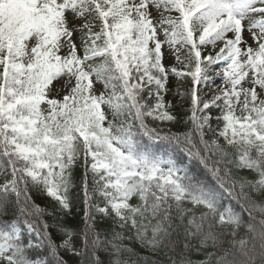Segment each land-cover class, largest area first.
<instances>
[{"label": "snow or ice", "instance_id": "6c2138e0", "mask_svg": "<svg viewBox=\"0 0 264 264\" xmlns=\"http://www.w3.org/2000/svg\"><path fill=\"white\" fill-rule=\"evenodd\" d=\"M170 75L190 78L174 93L190 99L183 133L158 126L180 122ZM77 187L82 227L44 219L33 190L70 216ZM9 209L0 264L146 262L126 240L162 253L155 264H264V0H0V217Z\"/></svg>", "mask_w": 264, "mask_h": 264}, {"label": "trees", "instance_id": "16d2710c", "mask_svg": "<svg viewBox=\"0 0 264 264\" xmlns=\"http://www.w3.org/2000/svg\"><path fill=\"white\" fill-rule=\"evenodd\" d=\"M210 50L211 49L209 48L208 51ZM178 84L182 92L187 91L190 87V78L187 80L178 81V79L175 76L170 75L168 85L171 91L167 95H165V101H171L173 105L172 111L179 117L180 122L176 124L165 122L164 124L158 125L164 131L170 130L173 133H183L185 131H188L190 128V124L185 123V120H187L188 115H190L188 111V109L191 107L190 99L188 97H185V99L181 101L179 97L174 96ZM215 114L216 113L214 112V115ZM109 119H111V114L109 115ZM148 123L151 126H157L150 119ZM144 140L145 143L151 144V142H149L147 138H144ZM166 148H167V144H162L161 142H157L156 145L154 146V150L161 153H164ZM173 155L175 156V158L179 163L187 164L189 167V171L194 176L198 177L201 180H205L208 183H213L211 179V175L205 171V169L197 159L193 158L191 159V161H189L187 155L179 150L174 152ZM82 174H83L82 168L77 167L74 170L73 175L75 177L77 185H79L80 183ZM249 178L254 179L255 177L249 175ZM32 195L35 202L48 211L49 215H46L44 219H46L49 223L53 224L54 226L57 222H60L64 224H70L76 228L82 227L84 204H83V193L80 187L73 189V196L75 202L72 206V211L70 216H64L59 206L55 203V201L47 197L44 193L33 190ZM135 202H136L135 199H133L132 203ZM225 204H227V201H225ZM233 206L236 208L237 211H239V207L236 206L234 202H233ZM61 216H63V219L58 221V218ZM10 219H12V209H9L8 216L0 217V220H10ZM244 219L246 221L249 219L247 213L244 214ZM107 223H110V221L106 222V224ZM21 227L23 228V225H21ZM117 231H119V229H117ZM25 234H26V230H25ZM124 235H132V233L125 230ZM124 242L130 244L131 247L135 249L137 254L146 258V262L141 261V264H155L156 261H162L165 259L162 253H155L149 251L148 249L141 247L140 244L137 243L135 240L132 241L126 240ZM64 255H65V259L69 261V264H72V258L66 253ZM194 258H202V257H194Z\"/></svg>", "mask_w": 264, "mask_h": 264}, {"label": "rangeland", "instance_id": "374dc122", "mask_svg": "<svg viewBox=\"0 0 264 264\" xmlns=\"http://www.w3.org/2000/svg\"><path fill=\"white\" fill-rule=\"evenodd\" d=\"M172 15H176V13H172ZM246 35V34H245ZM163 53H164V58H163V63L165 66H172L173 64H175V61L172 58V54L171 51L167 48V46H165L162 49ZM57 82H54V84H56ZM217 83H219V81H217ZM97 91L102 90V86L97 84L96 85ZM63 95V93L61 92V96ZM105 111L106 113H108V115H110V112L108 111L107 107L105 106ZM74 239L79 240V235H77L76 237H74Z\"/></svg>", "mask_w": 264, "mask_h": 264}]
</instances>
